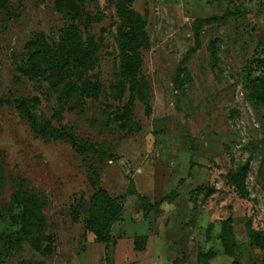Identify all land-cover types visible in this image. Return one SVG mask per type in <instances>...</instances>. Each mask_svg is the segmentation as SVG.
Here are the masks:
<instances>
[{"label":"rangeland","instance_id":"rangeland-1","mask_svg":"<svg viewBox=\"0 0 264 264\" xmlns=\"http://www.w3.org/2000/svg\"><path fill=\"white\" fill-rule=\"evenodd\" d=\"M75 1L80 12L64 0H0V264H264L244 227L264 233V102L251 86L264 74V0ZM131 10L146 20V103L130 99L125 76ZM66 25L97 45L67 77L71 94L21 71L35 35L56 47ZM246 161L241 194L233 179ZM98 187L123 196L108 242L87 228ZM25 197L41 201L44 229L22 230Z\"/></svg>","mask_w":264,"mask_h":264},{"label":"trees","instance_id":"trees-1","mask_svg":"<svg viewBox=\"0 0 264 264\" xmlns=\"http://www.w3.org/2000/svg\"><path fill=\"white\" fill-rule=\"evenodd\" d=\"M127 18L130 21L131 29L126 43L129 61L125 70V76L129 84L130 99L134 100L137 98L141 102L146 103L148 101L149 84L144 77L139 76L142 64L139 49L148 40L145 30L146 20L140 13L133 10L128 12ZM30 48L32 55L29 63L21 67L23 74L31 78L45 77L50 80L53 89H61L68 94L75 91V84L66 80L72 74L74 66L88 68L97 53L96 43L93 40L84 41L79 28L75 25H66L61 29L59 44L56 47H52L47 42L44 34L38 33L31 41ZM215 51L216 49L213 46L214 54ZM251 86L255 97L264 102V74L258 81H253ZM85 88L89 96L98 97L100 91L98 82H88ZM115 91L117 97L123 95V88L117 87ZM73 146L91 153L101 152V147L94 143L82 145L80 142L75 141ZM249 169L250 162L246 161L240 165L234 175L233 184L241 194L246 190V178ZM205 189H207V186L200 185L194 191L199 193ZM215 190V188L208 189V193ZM128 193H137L139 194V198H144V195L136 192L132 183L128 188ZM122 199L123 196H112L102 187H98L92 195L87 228L94 234L95 241L108 242L111 240V228L120 219L122 214ZM20 202L22 204V230L33 232L44 229L46 220L40 212L42 207L41 201L36 198L25 197ZM144 210L146 212L147 208L144 207ZM225 224L228 225L229 223L226 221ZM244 227L251 241L260 248H264V233L257 230L250 220L244 224ZM3 238L4 234L0 232V240ZM221 238L225 242L228 252L233 254L232 243L237 240L234 226L226 227L225 225ZM145 239H147L146 236H137L135 248L142 249L139 241H144ZM33 246L36 249H40L41 243L34 241Z\"/></svg>","mask_w":264,"mask_h":264},{"label":"water","instance_id":"water-1","mask_svg":"<svg viewBox=\"0 0 264 264\" xmlns=\"http://www.w3.org/2000/svg\"><path fill=\"white\" fill-rule=\"evenodd\" d=\"M65 3L71 11L80 12V5L75 0H66Z\"/></svg>","mask_w":264,"mask_h":264}]
</instances>
